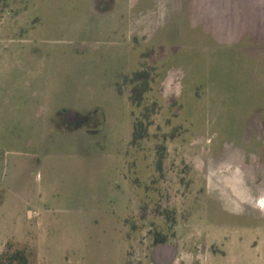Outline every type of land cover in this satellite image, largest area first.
Returning a JSON list of instances; mask_svg holds the SVG:
<instances>
[{
  "label": "rangeland",
  "instance_id": "1",
  "mask_svg": "<svg viewBox=\"0 0 264 264\" xmlns=\"http://www.w3.org/2000/svg\"><path fill=\"white\" fill-rule=\"evenodd\" d=\"M59 8L47 7L45 0H0V200L5 199L0 253L2 242L12 240L32 247L30 264H159L153 249L157 232L169 237L176 221L196 205L191 225L224 248L218 227L233 232L247 220L225 211L218 195L207 193L197 168L199 157L207 170L209 162H220L228 152L242 153L243 162L264 163V134L252 139L256 129L264 128L246 124L257 117L252 102L258 95L249 88L257 66L254 47L241 33L236 38L214 30L189 32L187 39L176 31L169 45L156 48L119 47L105 40L106 30L85 26L88 16L60 15ZM127 50L131 59L125 73L140 67L136 52L141 51V62L157 72L147 95L157 100L158 109L149 136L135 146L125 138L127 87L116 95L107 86L126 65ZM98 57L104 59L98 62ZM164 75L176 79L162 80L155 88V78ZM81 97L98 107L100 124L91 133L85 127L66 132L59 110L79 106ZM117 152L124 158H114ZM161 157V186L155 191L150 185ZM127 162L131 174L137 167L143 174L145 164L147 195L155 193L140 208L145 235L129 250L124 224L113 220L128 214L129 193L108 185H122L119 172L128 170ZM258 170L264 184V172ZM26 203L36 212L28 224L20 218ZM250 223L264 226L261 218ZM262 238L263 233L244 231V247L234 248L235 256L217 255L215 262L254 264L252 246ZM194 259L203 264L201 256ZM172 264L191 262L181 257Z\"/></svg>",
  "mask_w": 264,
  "mask_h": 264
},
{
  "label": "crops",
  "instance_id": "2",
  "mask_svg": "<svg viewBox=\"0 0 264 264\" xmlns=\"http://www.w3.org/2000/svg\"><path fill=\"white\" fill-rule=\"evenodd\" d=\"M45 4L51 9H54L55 6L60 7L58 10L60 15L88 16V20L84 21V25L94 27L99 31L106 30L107 39L105 40L110 42L111 45L119 47L129 48L141 45L144 48H156L159 45H169L168 41L173 39L172 37H174V32L176 31L180 32L178 35L184 33L186 39L190 34L189 32L192 33V36H196V32L223 31L225 33L230 32L228 35L234 33L236 38L241 33L244 39L247 38L245 40H248V44L254 47L251 50V54L254 59L252 60L257 65L255 72L250 76L252 85L249 86L255 90L252 92L257 95L264 93V0H45ZM207 21L217 24V26L208 27ZM218 24L220 25L218 26ZM139 40H142V43H138ZM242 41L235 43H237L236 45H241ZM245 49L249 52L248 48ZM143 52H136L138 65L141 64L143 59ZM126 56L124 61L126 65L123 68L121 67L107 84L116 95L124 94L119 92L117 83L121 82L122 75L128 70L127 65L130 64L131 59L130 50L126 51ZM173 56L183 58L181 55L175 56L173 54ZM102 59L104 57H98L97 61L100 62ZM106 59L109 58L107 57ZM158 79L155 78V88L158 87L162 80L167 79L169 84L176 78L164 75V77L162 76L161 79ZM85 100L86 98L81 97L79 106L71 105L64 108L62 114L59 110L58 116H60L61 123L67 128L66 132L70 133L69 130H74L72 132H75L78 128L82 129L85 127L88 129L85 131L91 133V129L96 128L100 124L95 118L100 110H97L98 107L96 106L87 105ZM128 102L129 104L127 105L131 108L129 98ZM254 103L257 104V102ZM130 108H127L125 113L126 144L130 143V130L132 132ZM252 110L263 112L264 106L252 105ZM256 116L252 119H246L248 122L246 124L254 127H264V117H261L258 112H256ZM256 131L255 134L252 132L254 135L252 139L259 141L263 138V133L257 129ZM241 155L242 153L231 154L228 152L227 155L219 157L222 160L216 162L217 164L209 162L210 165L207 170L204 158L201 156L199 157L202 160L201 166L197 169L199 172L201 171L199 175H204L205 177L207 193L217 194L219 199L222 200L223 209L225 208V211H229L233 215L244 217L247 220L246 223L238 227V229L235 228L233 232L225 230L226 233H223L222 228L218 227V232H222L217 233L221 240L219 243L221 248L224 247L219 249L216 248V243L204 239L208 235L204 236L202 232L191 225L193 224L192 216H197V205L195 207L192 206V208H188L183 220L176 221L169 237H166L160 231L157 232L159 241L153 249L157 252L156 255H159L157 256V259L161 262L159 264H172L181 257L188 262L190 261L191 264H195L193 263L195 255L202 257L203 264H207L208 261L209 264H218L216 263L217 255L222 257L235 256L234 248L244 247V231L251 232L253 230L255 233H263L264 235L263 225L252 227L250 223V220L254 219L261 218V220H264V204L261 202L262 200L264 201V184H260L261 179L257 178L258 168L264 172V163L259 165L253 161L243 162ZM113 157L124 158V153L117 152ZM261 160H264V154L261 156ZM161 166L160 164V166H155L153 169V184L150 186L155 191L158 190V186H161V177L157 174V172L160 173ZM127 168V171L121 169L119 172L122 185L114 181L108 185L112 190H126L129 193L127 196L129 202L126 205L129 208L128 214L123 218L113 217L115 223L124 224L129 250L130 247L135 248L136 244L134 243L138 242L136 240L141 239L145 235L144 229L140 227V223L145 221L140 208L144 207L147 197L155 198V193L153 191V195H147V184L144 178L146 174L145 164L143 166V174L140 168L137 167L136 169L135 166L132 169H136L137 172L131 174L130 162H127ZM4 202L5 199L0 200V205H3ZM35 216V210L26 203L20 218L28 224L35 219ZM197 219L202 220L201 218ZM117 230L120 229L117 228ZM6 239H10V237H6ZM5 242L6 240L2 242V245ZM263 243L264 238H262L261 244L255 240L254 246H252L254 248V264H264Z\"/></svg>",
  "mask_w": 264,
  "mask_h": 264
},
{
  "label": "trees",
  "instance_id": "3",
  "mask_svg": "<svg viewBox=\"0 0 264 264\" xmlns=\"http://www.w3.org/2000/svg\"><path fill=\"white\" fill-rule=\"evenodd\" d=\"M156 66L141 62L140 67L122 75L121 82L117 83L119 92H124L127 87V94L131 103L132 132L131 145H139L149 136L148 127L153 123L152 115L158 109L157 100L149 101L148 92L151 90V83L154 79ZM250 88V86H249ZM254 102H257L255 104ZM264 93L258 94L257 100L252 102L255 106L263 105ZM261 117H264V111H256ZM261 128V127H260ZM264 128V127H262ZM259 130V129H258ZM260 131V130H259ZM264 134V130L262 132ZM162 157L159 160L161 164ZM158 235L155 242H158ZM34 255L32 247L28 245L18 246L12 240L5 243V247L0 253V264H30L31 256Z\"/></svg>",
  "mask_w": 264,
  "mask_h": 264
},
{
  "label": "flooded vegetation",
  "instance_id": "4",
  "mask_svg": "<svg viewBox=\"0 0 264 264\" xmlns=\"http://www.w3.org/2000/svg\"><path fill=\"white\" fill-rule=\"evenodd\" d=\"M157 244V242L154 244V246Z\"/></svg>",
  "mask_w": 264,
  "mask_h": 264
}]
</instances>
